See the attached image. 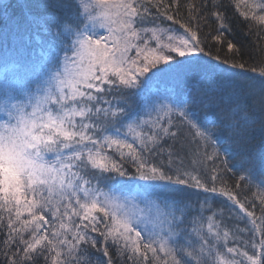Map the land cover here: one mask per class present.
<instances>
[{"label":"snow or ice","instance_id":"1","mask_svg":"<svg viewBox=\"0 0 264 264\" xmlns=\"http://www.w3.org/2000/svg\"><path fill=\"white\" fill-rule=\"evenodd\" d=\"M179 7V0H0L5 264H93L89 248L102 254L96 264H114L109 242L133 264H264V66L205 51L192 27L202 12L218 30L229 28L214 0L189 3L187 23ZM234 7L264 26V0ZM161 18L183 32L162 27ZM184 131L180 151L164 147ZM165 153L166 164L150 159ZM205 161H219L212 186L199 173ZM222 172L240 174L237 188L257 189L245 198L249 207L226 184L215 186ZM132 185L142 201L153 197L147 212L111 194ZM190 188L244 213L248 239L222 230L212 207L193 216ZM256 200L259 217L249 210Z\"/></svg>","mask_w":264,"mask_h":264},{"label":"trees","instance_id":"2","mask_svg":"<svg viewBox=\"0 0 264 264\" xmlns=\"http://www.w3.org/2000/svg\"><path fill=\"white\" fill-rule=\"evenodd\" d=\"M167 2V0H166ZM204 0H179V10L177 13V18L182 22H188V8L187 5L189 3H194L197 6H200ZM212 0H209V4H211ZM216 4L219 5V8L216 9L220 12H223L228 17L229 28L226 30H218V24L216 22L215 17L207 14L206 12H202V15L197 21H193L192 27L193 30L198 31L199 38L204 42L205 51L210 53L213 56L219 55L221 59H237L240 60L242 56V61L246 63L247 68H256L259 71L261 66H264V26L257 24L256 22L246 21L242 16L239 15V12L234 7V0H214ZM247 3H250L251 0H246ZM241 10H244V5H241ZM158 23L161 24L162 27L167 28L171 26L174 29H179V25H173L172 22L163 20L161 18ZM183 32V29H179ZM214 36H220V40L213 39ZM228 42H231L236 46V48L240 49V52L237 53L235 50L229 51ZM111 99L112 97H108ZM176 129H173L175 131ZM186 136V131L183 134L179 135V139L177 141H173L171 139L165 138L164 147L167 148L168 145L175 144V150L180 151V143L184 141ZM184 151L180 152L181 157L184 159V165L191 168V158L185 156ZM153 162L167 163L168 157L165 153L162 156L150 157ZM179 163V161H177ZM232 161H229L231 164ZM219 161L215 163L213 161H205V166L199 168V173L202 177L207 180L209 186H212V181L210 180V176L212 173L213 167H218ZM239 173L233 174V172H222L217 181L215 182V186L219 189L222 184H226L228 187L232 188L233 191L239 194V199L242 203H245L246 207H249V203L247 201L252 200L253 193L257 191V189L253 186L251 188L242 187L237 188V184L243 185L244 182L239 180ZM143 183V182H139ZM111 194L120 200L126 197H135L136 194H139V190L132 185L131 187L120 188L119 186L111 189ZM186 203L188 208L192 211L193 216H195L196 212L199 211L203 215H208L207 208L212 207L214 211L218 212V218L223 221V228H227L230 233H234L237 236H243L245 240L248 239V233L243 230L246 228H251V224L248 222L244 213H240L238 208L235 210H230L228 207H224L225 198L220 197L218 195L213 196L211 194H205L201 190H197L194 188L188 189ZM207 198L208 203L205 204L204 201ZM153 199V197L144 195V201ZM141 200V199H138ZM144 201L137 204L131 211H139L140 209H144L147 212V208L145 206ZM229 205L231 202H227ZM256 207L255 209L249 208L250 211H254L255 215L259 217L261 215L260 211V202L259 200L255 201ZM222 210V211H221ZM259 222V221H258ZM240 230L239 232L237 230ZM97 235V234H93ZM229 246H232V243H229ZM2 251V249H0ZM88 251L92 254L93 264H96V259L102 258V254L100 252L95 251L94 249L89 248ZM109 252L112 255V259L114 264H133V261L127 260L126 257L118 255L116 252V248L111 245L109 242ZM0 264H5V257L0 255Z\"/></svg>","mask_w":264,"mask_h":264},{"label":"rangeland","instance_id":"3","mask_svg":"<svg viewBox=\"0 0 264 264\" xmlns=\"http://www.w3.org/2000/svg\"><path fill=\"white\" fill-rule=\"evenodd\" d=\"M182 32V31H180ZM138 199H141L139 194H136V196L133 198V197H126V198H123V200H127L128 202V205H129V208L133 210L132 207H135L137 204H139L140 202H142V200H138ZM122 200V201H123ZM146 200L143 202L145 203Z\"/></svg>","mask_w":264,"mask_h":264}]
</instances>
